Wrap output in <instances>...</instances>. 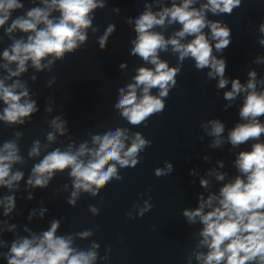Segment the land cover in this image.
<instances>
[{"label":"clouds","instance_id":"9594fccd","mask_svg":"<svg viewBox=\"0 0 264 264\" xmlns=\"http://www.w3.org/2000/svg\"><path fill=\"white\" fill-rule=\"evenodd\" d=\"M194 3L195 0H183L180 5L173 3L171 7H165L158 13H153L148 8L136 18L134 31L137 35L132 41L134 47L130 54L151 63L155 68H138L133 78L135 82L127 86V91L119 89L120 96L115 107L121 110V116L126 118L129 124L140 125L151 115L161 113L165 108L161 98H166L170 88L176 86L175 77L180 69L169 68L166 62L158 58V50L166 51L168 45L173 47L174 52L179 53L181 61L191 56L195 59L196 68L210 67L212 71L208 73L209 77H221L218 85L220 88L227 85L228 81L223 78L226 60L217 59L213 55V46L202 30L205 27L210 28L211 37L216 41L215 49L222 51L232 42L231 29L221 21L207 20L205 11H211L214 15H231L235 8L241 6V0H207L199 9L190 7ZM45 4V8L30 9L26 14L27 18L17 17L6 29L7 33L19 29L34 35H29L27 42L16 41L10 52H3V58L9 64L15 62L17 65L15 71L8 69L9 76L5 79L26 72V63L29 60L39 70L44 67L41 61L45 57L52 55L59 59L66 52L74 51L86 40L84 30L92 23L90 13L97 7H104L102 3L98 5L96 0H51L50 4L45 0ZM21 8L23 4L18 0H0V27L6 24L14 10ZM51 10L60 12L58 21L49 19ZM166 20L169 24L179 22L182 25V29L175 33L176 37L193 35L194 39L182 44L177 38L166 40L162 34L152 31L155 26H163ZM41 24L44 27H39ZM114 30L115 26L110 25L105 35L100 38L101 49L105 48L108 35ZM259 31L264 33V22L259 25ZM259 43L264 45V38H261ZM51 63L52 61H49V64ZM5 67L7 68V65ZM120 67L125 65L121 64ZM248 75L250 79L246 86L235 79L232 81L231 91L224 94L225 99L231 100L240 92L252 90L239 113L249 122L238 124L229 134L233 146L249 139H259L264 134V125L258 120L264 116V92L255 91V71H250ZM138 88L141 89L140 96L137 95ZM152 88L160 90L158 96L150 94ZM26 97L28 91L19 80L9 86L5 85L4 80H0V100L6 105L0 115V121L23 124L24 118L37 112L35 101ZM58 119H54L52 125L63 135L66 130L65 122H58ZM210 123V135L220 137L224 132V125L218 120ZM127 132V129L117 128L115 132H108L103 136L95 135L92 141L98 147L93 149L81 144L75 153L70 149L64 152L59 149L50 152L33 167L32 177L27 183L33 187H46L57 171L63 172L70 168L75 191L72 192L68 203L75 206L80 190L96 195L111 178L115 176L120 179L117 175V164L121 167L136 165L137 153L150 146L151 142L136 132L131 145L126 148ZM53 139V134L49 133L48 140ZM220 143V139L215 141L216 146ZM39 148V141H36L29 155H39ZM85 155L91 157L86 162L80 159ZM18 162H21V157L15 142H5L3 148H0V186L12 188L14 182L22 179V172H11L12 165ZM236 165L240 172L245 174L246 179L238 176L234 182L225 184L220 189L219 196L210 195L206 201L201 197L199 207L183 211L188 221L194 222L199 217L204 225L200 233L203 237L200 243L207 246L208 252L206 255H197V259L202 260L203 264H264V143L254 144L251 151H241ZM171 170L172 165L168 164L166 171L156 169L155 174L160 177L167 175ZM217 179L223 180V174H217ZM200 183L207 186L208 181L201 180ZM213 201H218V206L213 207ZM0 205L4 206L7 215L15 208V198L5 197L0 200ZM206 207L210 209L207 212ZM150 208L151 205H147L145 209H141V215ZM90 210L97 212L94 207ZM58 228L59 222L53 221L50 229L43 232L42 236L34 235L31 239L23 238L13 242L7 255V264H91L96 258V253L76 252L71 247L70 237L56 235ZM81 235L87 237L90 232L85 231Z\"/></svg>","mask_w":264,"mask_h":264}]
</instances>
